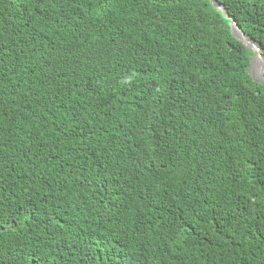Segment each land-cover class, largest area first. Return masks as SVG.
<instances>
[{
	"label": "trees",
	"instance_id": "trees-1",
	"mask_svg": "<svg viewBox=\"0 0 264 264\" xmlns=\"http://www.w3.org/2000/svg\"><path fill=\"white\" fill-rule=\"evenodd\" d=\"M217 1L264 57V0ZM230 24L0 0V264H264V85Z\"/></svg>",
	"mask_w": 264,
	"mask_h": 264
},
{
	"label": "water",
	"instance_id": "water-1",
	"mask_svg": "<svg viewBox=\"0 0 264 264\" xmlns=\"http://www.w3.org/2000/svg\"><path fill=\"white\" fill-rule=\"evenodd\" d=\"M13 1V0H10ZM203 1V0H198ZM211 5L213 6V8L217 11L222 12L223 16L225 18H227L230 21V25H231V34L233 35L234 38H236V40H238L248 51H252L253 54L250 58V66L248 67V72L251 76V78L253 79V81L259 83V84H263L264 85V57L262 55V47L259 43H257L256 41H254L253 39H251L248 35H246L243 30L240 28V26H238L235 22V20L229 16V14L227 13V11L225 10L224 6L217 0H209ZM248 44L250 46H252L254 48L251 49L248 47ZM255 55L258 56L259 58V62L262 64V69H260V78L255 77L252 73V65H253V58L255 57Z\"/></svg>",
	"mask_w": 264,
	"mask_h": 264
},
{
	"label": "bare ground",
	"instance_id": "bare-ground-1",
	"mask_svg": "<svg viewBox=\"0 0 264 264\" xmlns=\"http://www.w3.org/2000/svg\"><path fill=\"white\" fill-rule=\"evenodd\" d=\"M248 47L249 48H251V49H253L254 50V48L252 47V46H250L249 44H248ZM255 56H257V55H255ZM253 63V65H252V67L254 66V62H252ZM259 68V71L257 72V73H255V71H253V73H255L256 75V77H258V78H260L261 76H260V74H261V72H260V62H259V58H258V56H257V69Z\"/></svg>",
	"mask_w": 264,
	"mask_h": 264
},
{
	"label": "rangeland",
	"instance_id": "rangeland-1",
	"mask_svg": "<svg viewBox=\"0 0 264 264\" xmlns=\"http://www.w3.org/2000/svg\"><path fill=\"white\" fill-rule=\"evenodd\" d=\"M253 62H254V66L251 69L252 70V73H253V71H255V73H257L259 71V68L257 69V56H255L253 58ZM260 69H262V64L261 63H260ZM255 73H253L254 76L256 75Z\"/></svg>",
	"mask_w": 264,
	"mask_h": 264
},
{
	"label": "snow or ice",
	"instance_id": "snow-or-ice-1",
	"mask_svg": "<svg viewBox=\"0 0 264 264\" xmlns=\"http://www.w3.org/2000/svg\"><path fill=\"white\" fill-rule=\"evenodd\" d=\"M12 225L9 224V227H11ZM4 231V227L2 225H0V232Z\"/></svg>",
	"mask_w": 264,
	"mask_h": 264
},
{
	"label": "clouds",
	"instance_id": "clouds-1",
	"mask_svg": "<svg viewBox=\"0 0 264 264\" xmlns=\"http://www.w3.org/2000/svg\"><path fill=\"white\" fill-rule=\"evenodd\" d=\"M127 81L130 83L131 82V77H128L127 78Z\"/></svg>",
	"mask_w": 264,
	"mask_h": 264
}]
</instances>
